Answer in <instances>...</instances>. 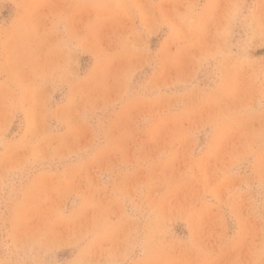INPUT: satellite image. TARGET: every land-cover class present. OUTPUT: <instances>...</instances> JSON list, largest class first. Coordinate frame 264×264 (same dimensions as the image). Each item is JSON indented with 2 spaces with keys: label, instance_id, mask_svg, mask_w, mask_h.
Returning <instances> with one entry per match:
<instances>
[{
  "label": "rangeland",
  "instance_id": "obj_1",
  "mask_svg": "<svg viewBox=\"0 0 264 264\" xmlns=\"http://www.w3.org/2000/svg\"><path fill=\"white\" fill-rule=\"evenodd\" d=\"M0 264H264V0H0Z\"/></svg>",
  "mask_w": 264,
  "mask_h": 264
}]
</instances>
